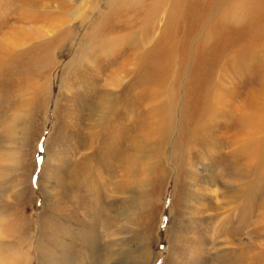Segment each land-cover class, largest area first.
<instances>
[{"label": "rangeland", "instance_id": "374dc122", "mask_svg": "<svg viewBox=\"0 0 264 264\" xmlns=\"http://www.w3.org/2000/svg\"><path fill=\"white\" fill-rule=\"evenodd\" d=\"M178 1L0 0V264H264V0Z\"/></svg>", "mask_w": 264, "mask_h": 264}, {"label": "bare ground", "instance_id": "6f19581e", "mask_svg": "<svg viewBox=\"0 0 264 264\" xmlns=\"http://www.w3.org/2000/svg\"><path fill=\"white\" fill-rule=\"evenodd\" d=\"M184 1H186V0H179L178 2H179V4H176L177 5V7L179 6V9L180 8H182V9H184V10H186V6L184 5V4H181V3H184ZM239 0H237V2H238ZM140 1H138L137 3H136V5L139 3ZM261 3V2H260ZM175 6V5H174ZM146 9V8H145ZM140 10V9H139ZM229 11V10H228ZM236 13H238V12H236ZM184 14H185V12H184ZM184 14H183V16H184ZM257 15V14H256ZM255 15V16H256ZM259 15V14H258ZM142 16H143V14H142ZM180 16V15H179ZM120 18H122V17H120ZM226 18H228L227 16L223 19V22H227L226 21ZM114 20V19H113ZM234 20L236 21V23H239L241 20H240V18H239V15L237 14V15H235V18H234ZM230 21V20H229ZM159 23V22H158ZM256 23V22H255ZM257 24V23H256ZM259 24V23H258ZM131 25V24H130ZM135 25V24H134ZM261 25V24H260ZM133 27V26H132ZM137 27V26H136ZM130 29V28H129ZM136 29V28H135ZM253 29V28H252ZM134 30V29H133ZM251 30V29H250ZM214 31V30H213ZM252 31V30H251ZM257 31H259V30H257ZM263 32V31H262ZM259 34H260V32H258ZM264 34V33H263ZM153 35V34H152ZM215 35V34H214ZM252 35H253V33H252ZM255 35H257L256 33H255ZM254 35V36H255ZM251 36V35H250ZM253 37V36H252ZM259 37H261V36H259ZM255 38V37H254ZM263 40V39H262ZM145 41V40H144ZM123 42V41H122ZM264 44V43H263ZM162 45V44H161ZM168 45V44H167ZM160 46V45H159ZM263 47V46H262ZM167 56V55H166ZM236 56V55H235ZM227 58V57H226ZM231 58V57H230ZM168 59H169V55H168ZM174 60V59H173ZM238 60V59H237ZM226 61H227V59H226ZM233 61V60H232ZM229 62V61H228ZM235 62V61H234ZM238 62V61H237ZM236 62V63H237ZM245 62V61H244ZM223 63H224V61H223ZM227 63V62H226ZM232 63V62H231ZM158 64V63H157ZM166 64V63H165ZM240 64V63H239ZM164 65V64H163ZM162 65V66H163ZM168 65H170V64H168ZM236 65V64H235ZM238 65V64H237ZM166 66V65H165ZM168 67V66H167ZM234 67V66H233ZM123 68H124V66H123ZM236 68H237V66H236ZM225 72L227 73V72H230V70H226L225 69ZM237 72H238V70H237ZM120 73V72H119ZM164 73H165V71H164ZM221 73V72H220ZM239 74V73H238ZM158 79V78H157ZM160 79V78H159ZM233 80V79H232ZM156 81V80H155ZM160 81V80H159ZM220 82V81H219ZM218 83V82H217ZM217 85V84H216ZM215 86V85H214ZM264 85H262V88H261V90H258V88H256V87H252L253 88V90L251 89V91L249 92L250 94H249V96L247 97V100H246V102H244L245 103V105H244V108H246L247 110H249L250 112H251V116H243V117H236V119H237V123L239 124V125H241L242 124V127H244V129H246V128H248V130H247V133L246 132H244L245 134H246V136H249V137H252L253 136V131L254 130H256L257 129V124H256V121H255V113H256V111H257V107H258V102H259V100H258V98H257V96L259 97V95H258V93H260V92H262V93H264L263 92V87ZM259 88V89H260ZM221 90H223V94L224 93H226V94H230V97L234 100L233 101V103L235 104L234 106H238V99H237V94L235 93L236 91L234 90V92H231L229 89H221ZM225 95V94H224ZM239 96V95H238ZM221 97V96H220ZM225 98V97H224ZM223 98V99H224ZM241 103V102H240ZM239 103V104H240ZM247 103V104H246ZM240 105H243V104H240ZM224 108H225V106H226V103L223 101V105H222ZM240 107V106H239ZM237 108V107H236ZM243 108V109H244ZM208 109V108H207ZM223 115L225 116V117H228L229 118V114H228V112H227V115L224 113V111H223ZM223 116V117H224ZM228 118H226V119H228ZM238 127V126H237ZM236 127V128H237ZM129 129V128H128ZM239 129H240V127H239ZM238 129V130H239ZM241 134V133H240ZM241 136V135H240ZM118 142H120V141H118ZM113 143V142H112ZM119 144V143H118ZM111 145V144H110ZM111 147V146H110ZM105 149V148H104ZM256 149V148H255ZM119 151V150H118ZM115 152V151H114ZM251 153H254V151H252ZM116 154H117V152H116ZM118 155V154H117ZM113 156V155H112ZM122 156V155H121ZM120 156V157H121ZM108 158V157H107ZM80 170V169H79ZM79 172V171H78ZM125 190V189H124ZM97 200V199H96ZM99 200V199H98ZM98 202V201H97ZM107 212V211H106Z\"/></svg>", "mask_w": 264, "mask_h": 264}, {"label": "snow or ice", "instance_id": "6c2138e0", "mask_svg": "<svg viewBox=\"0 0 264 264\" xmlns=\"http://www.w3.org/2000/svg\"><path fill=\"white\" fill-rule=\"evenodd\" d=\"M39 151L42 153L44 151V149L41 147L39 149ZM43 157L42 156H38L37 157V165L39 166L42 163Z\"/></svg>", "mask_w": 264, "mask_h": 264}]
</instances>
